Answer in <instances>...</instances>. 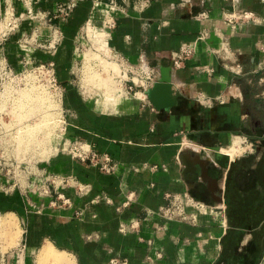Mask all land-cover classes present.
<instances>
[{
    "label": "crops",
    "instance_id": "obj_1",
    "mask_svg": "<svg viewBox=\"0 0 264 264\" xmlns=\"http://www.w3.org/2000/svg\"><path fill=\"white\" fill-rule=\"evenodd\" d=\"M66 1L36 0L33 14ZM97 1L82 0L71 18L56 22L64 41L50 55L23 51L19 41L36 27L48 37L51 28L28 18L23 2L0 0V18L10 9L21 19L0 36V57L16 72L25 60L55 61L67 87L69 136L115 163L105 173L68 155L47 161L49 171L72 179L69 203L18 189L3 194L12 179L0 172V208L23 227L21 243L0 252V264H40L50 248L64 259L54 264H264V0H153L143 9L117 0L114 25L100 30L116 55L131 65L145 59L157 82L170 85L175 105L162 109L142 93L111 103L81 85L87 102L71 83L80 32L91 18L103 24L97 11L106 9H95ZM233 8L255 21L231 27ZM202 34L194 58L174 68L172 55ZM236 142L243 153L225 156ZM186 193L210 210L188 209L195 221L160 214L168 195Z\"/></svg>",
    "mask_w": 264,
    "mask_h": 264
},
{
    "label": "built area",
    "instance_id": "obj_2",
    "mask_svg": "<svg viewBox=\"0 0 264 264\" xmlns=\"http://www.w3.org/2000/svg\"><path fill=\"white\" fill-rule=\"evenodd\" d=\"M19 1L27 6L26 15L28 18L35 19L40 22V24L49 26L52 30L48 37H44L39 27H36L31 34L23 36L19 41L21 50H30L33 52L42 51L50 55L55 54L64 41V34L56 22H66L71 18L82 0H67L64 3H59L54 12L39 11L37 14H33L32 10V5L36 0ZM152 1L153 0H137V7L143 9ZM98 5L102 8L104 6V9L107 10L106 14L100 13V19H102L103 22V29L108 30L114 25V17L119 10L118 2L117 0H109V2L106 3L103 0H98L95 4V9ZM102 8L100 9L101 11ZM9 11L10 9L6 11L2 18H0V21L6 17ZM10 12L11 16L7 26V33L17 29L21 20L15 16L12 10ZM201 16L205 17V14ZM226 21L231 27L235 28L238 24L243 22H254L255 17L251 12L233 8L232 11L227 14ZM89 23H91L93 28L98 29L94 24L93 18L87 22V24ZM206 36V34H202L197 41L183 45L180 51L174 53L171 57L173 67L180 69L187 61L193 59L196 53V43L200 40H204ZM106 47L109 48L108 40ZM79 51L80 47L78 46L77 52ZM111 53H113L112 50ZM114 58L121 59L125 62L115 53ZM130 68L132 77L127 80V82L131 83L127 88V93L132 95V92L135 91L134 96L138 93H142L148 98V91L157 83L158 75L156 71L145 59H142L138 65H131ZM33 84L39 86V88L45 89L50 95V100L57 105V119L60 123L59 131L60 133H63V136H66L69 131V124L67 121L68 111L65 108L66 89L59 78L56 62L50 60L30 66L25 60L23 70L21 72H16L10 66L5 57H0V94L7 89L11 94H18L23 86L28 87V85L30 86ZM0 129H2L0 134L1 138L10 135L11 130L9 131L3 128L2 125H0ZM63 142L64 145H67V150L61 151L64 152V155H68L83 163H90L105 173H112L115 171V163L112 157L106 154L97 153L89 143L72 137L70 138L69 136L66 139L63 138ZM2 158L3 156L1 155L0 159ZM48 163L49 162L38 164L35 167L26 163L18 164L13 171V188L15 187L24 195H36L40 198H51L53 204H56V202L60 200L64 203H69V199L65 196L64 190L72 179L65 178L55 172L49 171L46 168ZM188 209H191L192 211L197 210L200 213H207L210 210V207H207L203 203L195 202L187 193L183 195L171 194L168 195V205L161 208L160 214L170 220L180 219L195 221V217L189 214ZM121 232L126 233L127 226L123 225L121 227Z\"/></svg>",
    "mask_w": 264,
    "mask_h": 264
},
{
    "label": "rangeland",
    "instance_id": "obj_3",
    "mask_svg": "<svg viewBox=\"0 0 264 264\" xmlns=\"http://www.w3.org/2000/svg\"><path fill=\"white\" fill-rule=\"evenodd\" d=\"M104 8L105 7L103 6V9ZM98 12L99 11H97V14H99V16H100L99 18H101L100 12L99 13ZM94 24H95V26L98 29H103L104 28V27H102L103 24H100V23L97 24V21H96V23L94 21ZM85 27H86V25L84 26V28ZM108 31H109V29H108ZM99 32H101V31H99ZM108 34H109V32H108ZM0 35H2V34L0 33ZM79 37H80V41H79L78 45L80 47V51L77 52L75 50V61H76V63L74 61V69H73V73L71 75V79H72L71 83L74 85V87L76 89L79 90V92L81 93L80 94L81 97H83L84 100H86L87 102H89L88 99H87V97L83 93V90L81 88V85L85 84V82H86L85 81V78H84L85 73H86V58H85V61H84V56L86 57V53H88V49H90V47H92V44L91 43H93V40H91L92 42H90L88 40V38H87V36L85 34L84 29H83L82 32H80ZM107 40H108V38H107ZM106 49H107V51H106L107 54L106 55L109 58L107 59V58H104V56H103V59H95V61H93V65H92L91 70L89 72H93L94 74H93L92 78H89V80L87 81L88 84H89V86H87L85 84L87 86V88H88V90H85V91L87 92L88 95L90 94V96L95 97V99L96 98L99 99V100L100 99H104V97H102L103 96L102 90L98 86V83H97V80H96L95 76L97 75V77H98V75H100L101 77L107 79V77L109 75V76H113L114 77V81L116 80L115 83H116L117 86H119L118 84H120V85L122 84L121 86H122V88L124 90L123 91L124 96H123V94H122V96L124 98L123 99L124 101L133 98L135 91L132 92V95H130V94L127 93V88L131 84L130 82H127V80L128 79H131V77H132L131 76V72H130V69H131L130 66L131 65L129 63L123 62L121 59L114 58V52L111 53V50L112 49L110 47L109 48L106 47ZM105 50H102L101 52L104 54L105 53ZM94 63H96V64H94ZM113 64L114 65H117L119 67V71L118 72H113V69H109L110 70L109 72H111V71L112 72L111 73H106V69H108V67L112 68ZM104 68H105V70H103ZM105 74H106V76H105ZM24 88H26V86H23L22 87V89H24ZM64 88L66 89L67 87L64 85ZM100 90H101V93H100ZM125 93H127V94H125ZM19 95L18 94H15V93H12L11 94V98L9 100V103L7 104L6 115L4 116V121L7 124L10 125L6 129L9 130V131L11 130L10 134H12V135L11 136L8 135L7 137H3V138H1V136H0V156L1 155L3 156V158L0 159V172L2 173V175L4 177H6V179L7 178L8 179H12L14 177V172H13L14 171V168L18 164H20V163H26V164H29V165L35 167L38 164H43V163H45V162H47L49 160L51 161V159H53L55 157H58V156L60 157L61 155H64L63 154L64 152H61V151L67 150V145H64L63 138L66 139L69 136V134L67 133L66 136H63L62 135L63 133H60L59 130H56L50 137L48 136L49 138H46L45 134L42 133V132L39 133V135H34L35 136L34 137L35 138L34 140L36 141V139H39L40 141H42L41 142L42 144L39 141H36V142H39V144H37L34 141L33 143H30L32 145L29 144V148H26V146H25L26 144H23L22 143L21 144L22 146H21L16 141L15 136H17V134H14L16 132L14 129L18 125H20L22 122L19 121L20 119L17 117V113L19 114L21 112L17 109V107L15 109L13 107V104L16 106L17 104L20 103L19 100H20L21 96H19ZM17 98H19V99L17 100ZM29 107L30 106L25 107V110L28 111V108ZM101 111H104V110H101ZM40 112H41L40 110H37L36 112H33L32 114H27V112H23V113L26 114V115H28V118L25 119L28 122V124L35 125V124L39 123V121H40V117H39V113ZM51 130H55V129L52 128ZM42 131H44V130H42ZM46 141H47V143H46ZM43 142L45 144H43ZM242 147L245 149L246 146H243L242 145ZM43 148H44V150L46 149V151L47 150L48 151H51L52 150V154L51 155H53V156L51 158H49V159H47V157H44V156L42 157V155H45L46 154L45 153L46 151H44V150L42 151ZM48 148L49 149L51 148V149L49 150ZM243 148L240 149V151H239V153L241 152L240 154L243 153V151H244ZM56 151H58V152H56ZM20 153L23 154V155H21ZM240 154H236V155H240ZM236 155L234 157H236ZM14 188H13V180H12V182L7 183V184L5 182V185L3 186L2 193L5 194V191H7V193L9 194L11 192V189L14 190V192H15V189L16 188L15 189ZM14 192L12 191L11 193H14ZM8 214L9 213H7V211H6V209L4 207L0 208V218L2 217L0 219V221L3 220V219H5L6 217L9 220H11V217H12V220L11 221H14L15 220V222H13L14 225L11 228H10V226L5 227L6 229L5 228L3 229V227L2 228L0 227L1 228V230H0V239H1L0 240V252L3 253V254H6V253L12 251L13 249L17 248L19 246V244L21 243V238L23 237V234H22L23 227L21 225V222H20L19 218H16L14 215L13 216L10 215L11 217H9ZM15 223H16L17 226L15 225ZM8 228H10V230H12V231H10ZM17 229L20 232L19 231L16 232L15 230H17ZM5 230H7V231L9 230L8 232H10V233H8V234L14 235V237H16L17 235H18L17 237H19V236H21V237L18 238V240H17V237H16V239H13L12 240V237H10L11 235L9 236L8 234H6V232L3 233ZM2 233L4 235H6V236L4 237V235ZM15 233H16V235H15ZM17 233H20V235L17 234ZM6 238H7V240H6ZM9 240H11V241H9ZM14 240H17V241H14ZM19 240H20V242L18 244V241ZM8 242H12V244H14L15 242L16 243L14 245H11V243L8 244ZM10 245H11V247H10Z\"/></svg>",
    "mask_w": 264,
    "mask_h": 264
},
{
    "label": "bare ground",
    "instance_id": "obj_4",
    "mask_svg": "<svg viewBox=\"0 0 264 264\" xmlns=\"http://www.w3.org/2000/svg\"><path fill=\"white\" fill-rule=\"evenodd\" d=\"M106 12L107 11L105 10L103 14H106ZM10 16H11V12L9 11L7 13L6 17L2 21H0V33L2 34L0 36H5V34L7 33V26H8V23L10 21ZM84 31H85V33L87 35L88 40L90 42H92L91 40H93V43H91L92 44V47L90 49H88V53H86V57L84 56V61H85V58H86V73H85L84 78H85V81H86L85 84L87 86H89V84H88L87 81L89 80V78H92V76L94 74L93 72H89L91 70L92 65H93V61H95V59H103V56H104V58H107V59L109 58L106 55L107 54V52H106L107 51L106 44H107V38H108V36H107V34H106L105 31H101L100 29L93 28V26L91 25V23H89L88 25H86V27L84 28ZM99 31H101V32H99ZM102 50H105V53L104 54L101 52ZM94 64H96V63H94ZM114 64H113L112 68L108 67V69H106V73H111L112 72V71L109 72L110 71L109 69H113V72H118L119 71V67L117 65H114ZM105 68L103 70H105ZM105 76H106V74H105ZM95 78L97 80L98 86L102 90V94H103L102 97H104L105 102H111V103L119 102V100L121 99V96L123 94V91H124L123 88H122V86H121L122 84L120 85V84L117 83L120 87L117 86L116 83H115L116 80L114 81V77L113 76H109V75H108L107 79L101 77L100 75H98V77L96 75ZM85 84L82 85V88L84 89V91L85 90H88V88H87V86ZM101 90H100V93H101ZM18 95L21 96V98L19 97L20 98V100H19L20 103L17 104L16 106L13 104V107L15 109L17 107V109L21 112L19 114L17 113V117L20 119L19 121H21L22 123L20 125H18L14 129L16 131L14 134H17V136H15V138H16V141L20 145L23 143V144H26L25 145L26 148H29V144L30 143H33L35 141L34 140L35 139L34 138L35 137L34 135H39V133L42 132V133L45 134L46 138H49L56 130H59L60 129L59 128L60 123H59V121L57 119L58 118V116H57V112H58L57 110H58V108L56 107L57 105L55 103H53L52 100H50L49 93L45 89L39 88V86H36L35 84L30 85V86L22 89L21 91L18 92ZM10 98H11V92L8 89L5 90L3 93L0 94V125H2V127L5 128V129L10 126L9 124H7L4 121V116L6 115L7 104L9 103ZM19 98H17V100ZM27 106H30L28 108V111L25 110V107H27ZM37 110H40L41 111L39 113V117H40L39 123H37L35 125L28 124V122L25 120L26 118H28V115L24 114L23 112H27V114H32L33 112H36ZM52 128H54L55 130H51ZM1 130L2 129H0V134H1ZM42 130H44V131H42ZM11 135L12 134H10L9 136H11ZM36 141H39L40 143L42 142L39 139H36ZM39 142H36V143L39 144ZM44 142H43V144H45ZM46 143H47V141H46ZM30 145H32V144H30ZM240 146L236 142L234 145L232 144V146L225 148L223 150V153H224L225 156L233 159L234 156L239 153ZM43 150H44V148L42 149V151ZM44 151H46V149ZM56 152H58V151H56ZM45 153L46 154L45 155H42V157L44 156V157H47V159H49V158H51L53 156V155H51L52 154V150L51 151H48L47 150ZM21 155H23V154H21ZM10 215H12V214H8L9 217H11ZM6 218L0 221V227L1 228L3 227V229L5 227H8V226H10V228L13 227V225H14L13 222H15V220L14 221H11L12 220V217H11V220H9L8 218L6 219ZM15 225H16V223H15ZM1 228H0V230H1ZM10 228H8V229L10 230ZM8 231L5 230L3 233H5V232H6V234L10 233ZM10 231H12V230H10ZM15 231L17 232L19 230L17 229ZM17 234L20 235V233H17ZM8 235L10 236L11 234H8ZM15 235H16V233H15ZM5 236L6 235H4V237ZM10 237H12V240L13 239H16V237H14V235H11ZM20 237L21 236L17 237V240ZM6 240H7V238H6ZM17 240H14V241H17ZM9 241H11V240H9ZM19 242H20V240L18 241V244H19ZM9 243H11V245H14L16 242L14 244H12V242H8V244ZM11 245H10V247H11ZM52 248H53V246H52ZM60 254H58L57 250H56V252H54V250H52L51 248L50 249H47V250H44L40 254L39 262H40V264H50L52 262H55L57 259H59V257L62 256V255L59 256ZM60 259H62V257ZM63 260L62 261L60 260V263L63 262ZM65 261H67V260L65 259ZM68 261H69V259H68ZM58 263L59 262H57V264ZM52 264H54V263H52Z\"/></svg>",
    "mask_w": 264,
    "mask_h": 264
},
{
    "label": "water",
    "instance_id": "obj_5",
    "mask_svg": "<svg viewBox=\"0 0 264 264\" xmlns=\"http://www.w3.org/2000/svg\"><path fill=\"white\" fill-rule=\"evenodd\" d=\"M151 103L158 109L175 105V99L171 95V87L168 84L157 82L147 93Z\"/></svg>",
    "mask_w": 264,
    "mask_h": 264
}]
</instances>
